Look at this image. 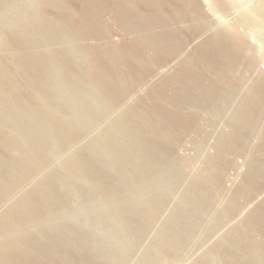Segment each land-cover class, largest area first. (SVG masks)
<instances>
[{
  "label": "rangeland",
  "instance_id": "1",
  "mask_svg": "<svg viewBox=\"0 0 264 264\" xmlns=\"http://www.w3.org/2000/svg\"><path fill=\"white\" fill-rule=\"evenodd\" d=\"M242 1L0 0V264H264Z\"/></svg>",
  "mask_w": 264,
  "mask_h": 264
},
{
  "label": "bare ground",
  "instance_id": "2",
  "mask_svg": "<svg viewBox=\"0 0 264 264\" xmlns=\"http://www.w3.org/2000/svg\"><path fill=\"white\" fill-rule=\"evenodd\" d=\"M259 2L263 4L262 7L255 5ZM241 3H242V6L243 5L245 6V16L240 19L243 26L245 27L250 26V27L257 28V25H256L258 22V20L256 21L257 17L264 24V0H244ZM214 5H215L216 10L221 9V6L218 4V2H215ZM249 6L250 8L247 10L246 8ZM262 37H263L262 42L264 43V36Z\"/></svg>",
  "mask_w": 264,
  "mask_h": 264
}]
</instances>
